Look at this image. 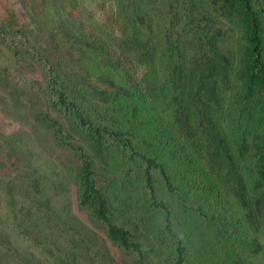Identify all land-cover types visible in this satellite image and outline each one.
Instances as JSON below:
<instances>
[{
	"label": "trees",
	"instance_id": "obj_1",
	"mask_svg": "<svg viewBox=\"0 0 264 264\" xmlns=\"http://www.w3.org/2000/svg\"><path fill=\"white\" fill-rule=\"evenodd\" d=\"M97 1L114 2L111 22L87 21L80 0H39L26 25L0 3V98L22 105L24 80L35 120L79 160L78 213L53 202L57 192L44 202L57 205L47 215L19 201L11 180L13 195L0 186V264H118L114 249L131 264H156L110 195L115 158L124 171L115 180L131 177L164 210L172 264H187L188 248L159 196L179 192L180 169L229 192L250 236L235 241L244 246L237 264H264V0ZM99 107L127 111L131 125L98 120Z\"/></svg>",
	"mask_w": 264,
	"mask_h": 264
},
{
	"label": "rangeland",
	"instance_id": "obj_2",
	"mask_svg": "<svg viewBox=\"0 0 264 264\" xmlns=\"http://www.w3.org/2000/svg\"><path fill=\"white\" fill-rule=\"evenodd\" d=\"M38 1L0 0V3L15 12L24 24L29 25L25 15L31 4L35 5ZM80 1L85 3V8L90 12L87 21L93 22L95 18L101 22H111L114 19V2L106 4L104 9L103 3L97 0ZM30 37L34 43L39 44L40 40L32 29ZM18 84L23 96L22 105L7 103L3 95L0 98V186L5 187L2 190L5 189L8 195H13L5 184V180H11L18 186L15 195L19 201H32L33 204L42 205L47 215L54 206L66 201L78 213L77 188L71 174L79 160L68 149L58 146L51 131L35 120L32 103L27 105L25 102L30 97V86L24 80ZM117 112L118 114H108L109 111L99 107L95 117L108 123L130 126L132 114H127L125 110ZM144 128L146 130H141V134H147L153 129L151 126ZM173 164L185 169L175 162ZM183 172L184 175L181 174V169L176 171L179 192L170 194L164 189L159 200H164L169 206L170 226L182 236L187 245V264H237L244 246H235V241L245 237L247 244L250 243V236H246L240 227L241 208L229 196L228 191L221 197L211 189L210 183L194 176V171L189 176H185L186 171ZM118 173L124 171L119 170V163L115 158L108 184H111L110 195L123 209L122 217L126 224L145 236L146 241L144 238L143 241L150 258L156 264H172L176 259V247L173 233L166 229L164 210L155 212L146 203L143 192L138 187H133L134 180L131 177L123 175L115 180ZM27 182L39 184L38 189L31 193ZM56 192L60 194L53 199L57 205L52 202L44 204ZM113 252L118 264H131L129 256L116 249ZM261 260L264 261V254H261Z\"/></svg>",
	"mask_w": 264,
	"mask_h": 264
}]
</instances>
